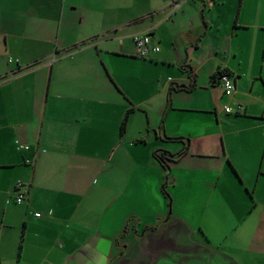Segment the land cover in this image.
I'll return each mask as SVG.
<instances>
[{
	"label": "crops",
	"instance_id": "obj_1",
	"mask_svg": "<svg viewBox=\"0 0 264 264\" xmlns=\"http://www.w3.org/2000/svg\"><path fill=\"white\" fill-rule=\"evenodd\" d=\"M195 229L264 264V0H0V264H148Z\"/></svg>",
	"mask_w": 264,
	"mask_h": 264
},
{
	"label": "rangeland",
	"instance_id": "obj_2",
	"mask_svg": "<svg viewBox=\"0 0 264 264\" xmlns=\"http://www.w3.org/2000/svg\"><path fill=\"white\" fill-rule=\"evenodd\" d=\"M169 174L171 176H175L176 178L178 176V180L176 182L177 187L174 188L172 182H168L167 187H166V191L162 192V195L166 196L167 192L169 193L172 190L173 192H175V196L178 199L181 197V191L179 190V185L183 184L182 181H183V178H185V176H182L181 175L182 173L178 172L177 169H170ZM191 177L195 178V177H199V175L194 174ZM133 178L134 177H132V179ZM162 183H160V185H159L160 190H161ZM132 187H133V185L131 186V188H129V191H131V189H133ZM171 194L172 193H170L171 206L174 208V211H172V213L175 214V212H182L183 214L186 215L185 211L179 210L176 207L175 202L178 201L177 199H175L174 203H173V197ZM165 198H166V205H167V203H169V197L168 198L165 197ZM189 199L193 203L195 208H196V206L198 208V206L201 205V202L199 200L200 197H199L198 191L195 192L193 194V196H189ZM102 207H103V205H101L100 208H102ZM124 208H125L124 209L125 210V215H124L125 217H124L123 221L121 222L122 232H124V230H125L124 228L127 225V222H129V224L132 227H133V225H135V221H134L132 215H134V212L136 211V206L134 204H130L128 202L127 208L126 207H124ZM168 211L169 210H167V212ZM215 225H216L215 222H212L213 228L215 227ZM119 226H120V222L116 223V227H119ZM145 226H147V225H145V223H142L139 226V233L142 232V230ZM196 226H197V224H196ZM246 227H248V225ZM196 228L198 229V227H196ZM197 229H195L194 233H192L188 237H185L182 240L180 239L182 242L185 243L184 245L186 246V248H189L187 251L188 253H184V251H185L184 249H182V253H179V250L164 251V253L160 254L159 258L156 257L155 261H153V259L149 256L147 258L146 257L144 258V260L146 261V262L145 261L144 262L148 263V264H235L233 262L232 257H231V253H226V249H231L230 246L225 247L224 246L225 244L222 245V247L219 248V252H217L216 250L215 251L212 250V249L218 248V247H216L217 244L215 242V239H213L212 243L209 244V247L211 248V249H209V251L206 250L207 252H204L205 248L200 250L199 246H197L198 243H195L196 241L200 240V238L197 234ZM242 229H243V232H244V230L247 231L246 228H241L240 231H242ZM230 241H228L229 244H230ZM195 247H197L196 251H194L196 249ZM130 251H132V252L136 251L135 247H133L132 244H130ZM130 257H131V253L128 252L126 254V260L129 261L131 259Z\"/></svg>",
	"mask_w": 264,
	"mask_h": 264
},
{
	"label": "built area",
	"instance_id": "obj_3",
	"mask_svg": "<svg viewBox=\"0 0 264 264\" xmlns=\"http://www.w3.org/2000/svg\"><path fill=\"white\" fill-rule=\"evenodd\" d=\"M173 5L175 7H177L176 3H173ZM132 41H133V45H134V49H135V54L139 57H147L149 56L151 53H156L159 51V47L158 45L154 44L151 41V37L148 33H142V34H135L132 37ZM12 59L9 58V61H11ZM218 80L219 83L221 84L222 90H223V95L226 97H231L232 94L235 91V83L232 79V77L224 72L221 73L218 76ZM223 111L225 113H233V112H237L239 110H242V106L241 105H237L236 109L233 108L230 104L226 103L223 105ZM24 147V146H22ZM25 148H27L25 146ZM17 186L20 187L21 186V182L17 183ZM23 199V194L19 193L16 198L15 201L17 203H20ZM37 216H39V213H36Z\"/></svg>",
	"mask_w": 264,
	"mask_h": 264
},
{
	"label": "trees",
	"instance_id": "obj_4",
	"mask_svg": "<svg viewBox=\"0 0 264 264\" xmlns=\"http://www.w3.org/2000/svg\"><path fill=\"white\" fill-rule=\"evenodd\" d=\"M224 72H226V71H224ZM219 73H220V72H219ZM219 73H218V74H219ZM226 73H227V72H226ZM131 112H132V110H128V111L126 112L125 116L123 117L122 122H121V125H120V130H121V131L124 130V128H125V126H126V124H127V121H128L129 114H130ZM165 138H166V139H169V140H180V139H181L180 137H174V138H171V137H165ZM179 154H180V153H179ZM179 154L175 155V157H178ZM154 156L160 161V163H161V165H162L163 167H165V168L168 167V163L165 162L166 157H164L163 154H160L158 151H155V152H154ZM125 229H126V227H125Z\"/></svg>",
	"mask_w": 264,
	"mask_h": 264
},
{
	"label": "flooded vegetation",
	"instance_id": "obj_5",
	"mask_svg": "<svg viewBox=\"0 0 264 264\" xmlns=\"http://www.w3.org/2000/svg\"><path fill=\"white\" fill-rule=\"evenodd\" d=\"M220 73L218 74V76L221 74V73H224V71H219Z\"/></svg>",
	"mask_w": 264,
	"mask_h": 264
},
{
	"label": "water",
	"instance_id": "obj_6",
	"mask_svg": "<svg viewBox=\"0 0 264 264\" xmlns=\"http://www.w3.org/2000/svg\"><path fill=\"white\" fill-rule=\"evenodd\" d=\"M167 171H169V168L167 169Z\"/></svg>",
	"mask_w": 264,
	"mask_h": 264
}]
</instances>
